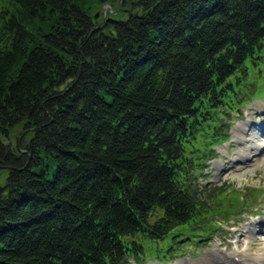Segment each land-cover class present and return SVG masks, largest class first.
<instances>
[{
	"label": "trees",
	"instance_id": "trees-1",
	"mask_svg": "<svg viewBox=\"0 0 264 264\" xmlns=\"http://www.w3.org/2000/svg\"><path fill=\"white\" fill-rule=\"evenodd\" d=\"M253 80L264 0H0V264L165 260L233 220L195 155Z\"/></svg>",
	"mask_w": 264,
	"mask_h": 264
},
{
	"label": "rangeland",
	"instance_id": "rangeland-1",
	"mask_svg": "<svg viewBox=\"0 0 264 264\" xmlns=\"http://www.w3.org/2000/svg\"><path fill=\"white\" fill-rule=\"evenodd\" d=\"M99 12H101V17H104L108 13L115 14L118 10L112 9L109 3H103L100 10L98 8L93 13V17L94 14H97V17ZM256 85L255 80L250 82L251 89L248 94L244 95L248 102L240 107L239 113L231 112L228 116L226 121L230 124L229 137L220 141L216 136L213 144L210 143V140H206L204 144L209 145V148L201 147L197 149L200 154L195 155L207 158L201 163V171L194 175L195 179L192 185L203 190L202 193L205 196L210 189L221 186V189L225 191L221 196L237 193L238 206L242 205L240 208L242 215L235 213L233 221L222 223L219 230L206 237H200L201 241L198 244L194 241L190 242L188 239L186 244H177L169 258L161 260L156 254H152L143 258L142 264H186V259L192 258L196 252L201 253L196 260L201 261L203 256L217 250L222 251V260L225 261L231 255H235L231 253L236 250L255 255L264 246V233L261 231L264 228L258 225V223L260 224L259 219H264V151L256 150L253 143L248 141V134L255 132L251 130L253 127L250 124L255 122L264 126V88L261 87V92L255 93ZM256 97L260 99H256ZM240 127L243 129L240 130ZM18 139H20V135L17 136ZM15 141L16 136L12 135L11 142L15 143ZM251 223L253 225L249 233L247 230ZM127 261L128 264L141 262L132 259ZM260 263L261 261H253V264Z\"/></svg>",
	"mask_w": 264,
	"mask_h": 264
},
{
	"label": "bare ground",
	"instance_id": "bare-ground-1",
	"mask_svg": "<svg viewBox=\"0 0 264 264\" xmlns=\"http://www.w3.org/2000/svg\"><path fill=\"white\" fill-rule=\"evenodd\" d=\"M239 129L241 130L243 128L240 127ZM248 141L253 143V145L255 146L256 150H263L264 151V136L260 135V133L253 132V134L252 133L248 134ZM258 222H260V227H261V226H263L262 223L264 224V219L263 220L259 219ZM258 222H256V223H258ZM252 225H253L252 223L249 224V228H248L247 232H249V233L251 232ZM231 254H235V255H231L227 260L223 261L222 260V251L221 250H217V251H214L212 253V257H210V258H211L212 262L223 261V263H229V264H235L234 263L235 258L239 259L241 257H244V259L246 261H251V260L256 261V262L264 261V246L261 247L260 248V252L258 254H255V255L252 254V253H247V252H239L237 250L232 252ZM253 255H254V259H253ZM203 261H205L207 263L210 262L209 259L208 260L204 259ZM216 263H218V262H216Z\"/></svg>",
	"mask_w": 264,
	"mask_h": 264
},
{
	"label": "water",
	"instance_id": "water-1",
	"mask_svg": "<svg viewBox=\"0 0 264 264\" xmlns=\"http://www.w3.org/2000/svg\"><path fill=\"white\" fill-rule=\"evenodd\" d=\"M97 14H94V17H96Z\"/></svg>",
	"mask_w": 264,
	"mask_h": 264
}]
</instances>
